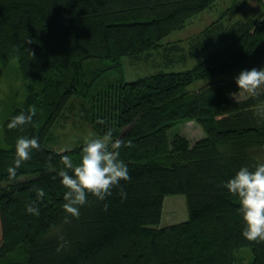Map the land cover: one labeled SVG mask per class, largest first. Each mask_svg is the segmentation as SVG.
Here are the masks:
<instances>
[{"label": "trees", "instance_id": "trees-1", "mask_svg": "<svg viewBox=\"0 0 264 264\" xmlns=\"http://www.w3.org/2000/svg\"><path fill=\"white\" fill-rule=\"evenodd\" d=\"M216 1L0 0V63L17 61L24 102L3 106L0 264H236L242 249L248 264H264V241L241 235L238 198L222 187L240 167L264 163V92L232 98L240 92L234 77L264 66V16L207 26L191 54L221 46L192 68L124 76L123 59H166L173 48L161 40ZM78 97L90 101L83 119L94 132L111 131L109 146L121 141L130 179L103 201L89 195L66 223V189L52 177L61 155L77 162L83 144L66 153L45 144ZM33 108L31 123L7 128ZM189 121L202 128L200 140L168 135ZM18 137H36L41 148L9 179ZM174 194L184 195L188 219L160 228L165 197ZM29 204L39 215L26 213Z\"/></svg>", "mask_w": 264, "mask_h": 264}, {"label": "clouds", "instance_id": "clouds-1", "mask_svg": "<svg viewBox=\"0 0 264 264\" xmlns=\"http://www.w3.org/2000/svg\"><path fill=\"white\" fill-rule=\"evenodd\" d=\"M234 82L239 90H243L252 96L257 94V89L264 86V66L259 69L241 70L234 77ZM36 115L35 109L20 111L7 123L8 129H15L31 123ZM264 116V110L261 111ZM104 124V120L97 121ZM111 131L105 133L104 137L87 138L82 147L77 162L67 155H61L63 167L56 172L53 179H59V183L66 189L63 193L64 203L62 208L65 213V222L69 217L79 218L80 209L88 203L87 197L92 195L99 201L105 200L112 194L113 187L119 185L120 181L130 179L127 164L120 159V140L111 142ZM41 145L36 137H18L15 142V158L13 166L7 169L9 179L17 174L23 162L31 159L33 150L39 151ZM65 153L67 149L63 150ZM228 194L238 198V213L243 221L241 235L250 241H264V163H257L254 167H240L235 173L222 184ZM39 198L45 196L43 189H37ZM121 199L127 197V193H119ZM26 213L39 215V209L29 204ZM63 241V237H60ZM67 243H61L57 251Z\"/></svg>", "mask_w": 264, "mask_h": 264}, {"label": "rangeland", "instance_id": "rangeland-1", "mask_svg": "<svg viewBox=\"0 0 264 264\" xmlns=\"http://www.w3.org/2000/svg\"><path fill=\"white\" fill-rule=\"evenodd\" d=\"M264 16V0H217L211 7L196 14L194 18L187 21L180 29L175 30L170 35L164 37L161 44H167L173 48L172 53L161 55L159 52H153L144 55L137 61L123 59L122 65L124 76L127 81H132L144 75L153 74L158 71L176 72L192 68L199 60L204 59L209 52L216 50L221 46L219 43H211L201 49L198 54H191L192 46H197V42L204 41L202 34L207 26L220 20L223 24H229L240 18L251 15ZM191 54V56H190ZM164 59V60H163ZM166 62V63H165ZM201 83L198 84L199 87ZM21 82L18 78L17 61L10 59L0 63V147L3 144L2 123L5 114L3 106L9 103L22 105L23 97ZM264 92V86L257 89V93ZM15 93L16 95H14ZM251 94L240 90L238 94L232 96L237 101H243ZM88 100L78 97L65 110L64 115L57 121L51 130V138L47 140L46 147L56 152L69 150L70 148L80 146L89 137L102 138L94 132L91 124L83 119V109H88ZM183 135L189 142L194 143L203 136L204 132L194 121L183 122L174 126L168 131V135ZM110 140L108 141V143ZM163 211L159 227L171 226L188 219L187 206H185L184 195H170L165 197L163 202ZM250 255L247 249H242L236 256V264H248ZM251 261V258H250Z\"/></svg>", "mask_w": 264, "mask_h": 264}]
</instances>
